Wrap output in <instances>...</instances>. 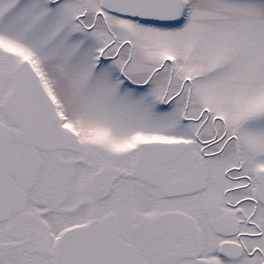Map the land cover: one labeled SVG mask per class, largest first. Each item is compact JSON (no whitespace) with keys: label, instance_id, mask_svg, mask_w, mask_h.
Segmentation results:
<instances>
[{"label":"snow or ice","instance_id":"snow-or-ice-1","mask_svg":"<svg viewBox=\"0 0 264 264\" xmlns=\"http://www.w3.org/2000/svg\"><path fill=\"white\" fill-rule=\"evenodd\" d=\"M0 264H264V0H0Z\"/></svg>","mask_w":264,"mask_h":264}]
</instances>
